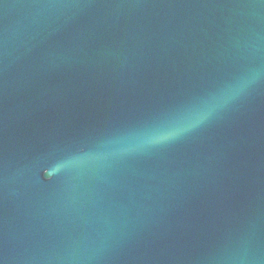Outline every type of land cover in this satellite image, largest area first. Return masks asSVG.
Wrapping results in <instances>:
<instances>
[{
    "label": "water",
    "instance_id": "obj_1",
    "mask_svg": "<svg viewBox=\"0 0 264 264\" xmlns=\"http://www.w3.org/2000/svg\"><path fill=\"white\" fill-rule=\"evenodd\" d=\"M0 264H264V0H0Z\"/></svg>",
    "mask_w": 264,
    "mask_h": 264
},
{
    "label": "snow or ice",
    "instance_id": "obj_2",
    "mask_svg": "<svg viewBox=\"0 0 264 264\" xmlns=\"http://www.w3.org/2000/svg\"><path fill=\"white\" fill-rule=\"evenodd\" d=\"M177 135V130L176 129H162L160 131H156V132H152L148 134V138L146 140L147 143H153V142H157V141H161V140H168L174 136ZM48 167H45L43 170V175H47L49 177L57 174L62 166H58V168L54 169V170H49L48 172H45V169Z\"/></svg>",
    "mask_w": 264,
    "mask_h": 264
}]
</instances>
